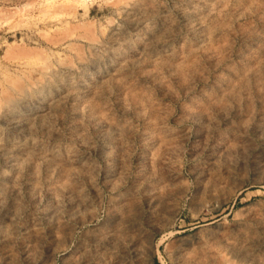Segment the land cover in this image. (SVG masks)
I'll return each instance as SVG.
<instances>
[{
    "label": "rangeland",
    "instance_id": "1",
    "mask_svg": "<svg viewBox=\"0 0 264 264\" xmlns=\"http://www.w3.org/2000/svg\"><path fill=\"white\" fill-rule=\"evenodd\" d=\"M5 77L0 264H264V0H0Z\"/></svg>",
    "mask_w": 264,
    "mask_h": 264
},
{
    "label": "bare ground",
    "instance_id": "2",
    "mask_svg": "<svg viewBox=\"0 0 264 264\" xmlns=\"http://www.w3.org/2000/svg\"><path fill=\"white\" fill-rule=\"evenodd\" d=\"M85 2V0H81ZM53 69L51 67H45L40 72L43 80H46L49 75H51ZM7 78V79H6ZM36 86V85H35ZM35 89V88H34ZM11 93L14 96V99L11 100ZM5 95L4 97L2 95ZM7 95V96H6ZM29 95V88L22 87L17 88L16 86L11 85V80L8 77H5L3 83L0 86V118L6 119L9 124H12L13 127L20 129L21 131L27 125L28 117L26 114L18 115L13 111L16 104H27V96ZM56 98L47 99L45 104L47 108L51 110L53 107ZM37 145L33 141L28 142L26 139L18 137L16 140L7 142H0V159L11 160V153L14 151L24 152L29 154ZM10 158V159H9ZM208 224V223H207ZM210 225V224H209Z\"/></svg>",
    "mask_w": 264,
    "mask_h": 264
}]
</instances>
